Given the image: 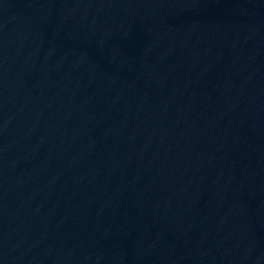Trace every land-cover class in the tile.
<instances>
[{"label":"water","instance_id":"95a60500","mask_svg":"<svg viewBox=\"0 0 264 264\" xmlns=\"http://www.w3.org/2000/svg\"><path fill=\"white\" fill-rule=\"evenodd\" d=\"M264 166V0H0V264H232Z\"/></svg>","mask_w":264,"mask_h":264}]
</instances>
